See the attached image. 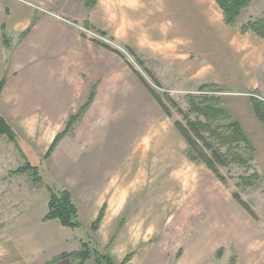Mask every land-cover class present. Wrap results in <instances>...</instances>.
Listing matches in <instances>:
<instances>
[{
	"label": "rangeland",
	"instance_id": "374dc122",
	"mask_svg": "<svg viewBox=\"0 0 264 264\" xmlns=\"http://www.w3.org/2000/svg\"><path fill=\"white\" fill-rule=\"evenodd\" d=\"M179 4L171 5L173 18L166 21L159 19L158 1L155 6L149 4L154 39H142L138 31L136 36H127L123 28V37L103 33L109 41L103 43L118 51L126 69L114 61V69L121 75L108 78L107 90L116 94L104 98L107 102L87 114L91 120L86 126L84 114L89 111L84 112L80 123L65 136L62 155L60 151L54 161L44 158L49 136L36 125L26 132L21 128L16 131L26 156L8 136L0 135V264H46L62 252L82 249L83 241L110 257L112 263L104 259L101 264H264V170L255 159L256 152L243 143L233 148L249 159V164L217 165L225 177L222 181L206 164L188 156L189 144L175 124L180 121L186 125V114L192 119L196 116L191 110L193 98L198 101L202 96L216 95L223 104L231 95L250 97L249 90L240 91L235 86H204L217 76L229 82L236 75L218 67L225 53L217 51L226 50L223 42H232L223 39L226 32L243 38L241 26L263 16L264 0H252L233 27L224 22L216 0H188L187 5H181L183 9L175 7ZM139 10L133 13L136 25L148 8ZM182 24L188 25V40H181L183 44L180 39L174 42L168 33L165 39L159 35L163 31L160 25L172 27L174 35ZM244 48L245 58L239 64L250 62L251 51ZM255 74L264 76L263 67ZM0 114L21 119L19 110L2 105ZM85 132L86 143L78 136ZM78 146L83 150L78 151ZM26 160L39 166L41 183H36L30 172L13 173ZM255 171L261 179L246 183ZM121 176L124 189L114 187L112 192L119 196L115 210L118 213L123 203L124 214L109 218L97 236L94 233L101 224L96 231L90 227L87 213L91 208L86 201L78 200L84 222L80 228L43 221L49 186L57 192L70 183L76 197L95 200L107 182ZM86 184L93 188L88 190ZM96 258L93 253L85 264H95ZM56 264L80 263L65 259Z\"/></svg>",
	"mask_w": 264,
	"mask_h": 264
},
{
	"label": "crops",
	"instance_id": "0c3cea01",
	"mask_svg": "<svg viewBox=\"0 0 264 264\" xmlns=\"http://www.w3.org/2000/svg\"><path fill=\"white\" fill-rule=\"evenodd\" d=\"M156 1H158L156 7L160 10L159 19L165 21L167 17L169 20L173 18L170 14L171 5H176L179 1L180 4L175 7L183 9L181 5L188 3V0H96L94 5L91 2L92 6L89 7L86 0H0V80L6 77V83L0 95V105L12 111L19 110L21 119L15 120L5 114L0 115L15 132L20 128L26 132L28 127L36 125L38 131L48 134L51 145L55 137L66 127L70 116L76 114L88 102L94 91L95 96L88 108L89 112L84 114V121L88 120L84 122V126L89 125L91 117L87 114L107 102L106 99L103 101L104 98L108 96L110 98V95L116 94H109L114 90H107L108 78H117L121 75L118 69H114L116 66L114 61L118 60L120 67L124 70L126 65L125 59L117 53L118 51H113V48L110 50V46L90 38L84 32V28H94L100 33L111 32L118 38L123 37L124 29L128 33L127 36H136L138 31L142 39L144 36L147 39H154L151 34L156 29L151 23L154 22V15L151 14L149 4L152 3L155 6ZM145 7L148 8V12L146 11L142 18L139 17L136 25L133 22L135 15L133 13H140L139 9ZM219 9L221 10L220 7ZM167 10L171 17L167 15ZM159 28L163 30L162 33L159 32V35H163L164 39L168 37V33L170 38L175 39L174 42H178V39L188 40L187 24L177 26L174 35L171 33L172 27L160 25ZM229 34L226 32L223 39L226 38V41L230 38L232 42H223L222 47L227 46L226 50L223 51L221 48L217 51L219 55L225 53L221 56L222 60L218 67L231 72L232 75L236 72V75L233 78L230 77L229 82L221 81L217 76L210 79V84L235 86L237 90H249L250 93L263 97L264 76L259 78L255 70H259L261 66L264 69V37L252 30L242 32L243 38L237 36L234 38ZM180 43L183 44V41ZM244 46L251 51L248 56L250 62L239 64L240 59L245 58L244 51H247ZM128 69L130 71V67ZM114 86H119V83ZM124 91L122 88L121 93ZM232 96L237 95L224 99L223 106L232 118L240 123L248 141L255 148L256 161H261L264 170V124L254 111L250 99L252 96L249 98ZM80 120L76 123L79 124ZM86 134L85 132V135H78L85 140V143L88 142L85 138ZM100 134L102 133L96 135ZM100 137L103 138L102 135ZM66 138L64 137L57 145L50 161H54L60 151L62 155ZM77 148L78 151L83 150L80 146ZM100 153L103 154V151L101 150ZM70 155L72 156V153ZM102 158L101 155L100 159ZM149 158L151 159L150 155ZM88 168L96 170L93 166ZM122 178L121 176L107 182L95 200H86L84 195L76 197L70 183L64 186L72 194L82 223H84L82 208L78 200L86 201L92 209L87 213L91 228L103 206H106L101 228L94 233V236L98 235L109 218H115L114 216L118 213L124 214L125 207H121L123 203L118 213L115 210L119 196L116 192H112L114 187L124 189L121 184ZM86 187L89 190L93 188V185L86 184ZM48 200L49 197L47 203ZM55 221L58 220H47V222ZM59 229L62 228L59 227Z\"/></svg>",
	"mask_w": 264,
	"mask_h": 264
},
{
	"label": "trees",
	"instance_id": "16d2710c",
	"mask_svg": "<svg viewBox=\"0 0 264 264\" xmlns=\"http://www.w3.org/2000/svg\"><path fill=\"white\" fill-rule=\"evenodd\" d=\"M251 1L252 0H216L223 12L224 22L231 26H235L238 23L239 17L242 12L250 6ZM91 2L94 5L96 0H86V4L89 7L92 6L90 5ZM249 30L255 31L259 36L264 37V14L259 18L250 19L241 26V32L245 33ZM5 83L6 77L0 80V94L4 89ZM147 86L156 96L151 87L148 84ZM204 87L208 89L209 87L213 88L214 85L206 84ZM94 96L95 92L93 91L88 102L76 114L70 116L64 130L55 137L45 153V159H49L52 156L59 142L71 131L74 124L82 118L84 112L90 107ZM157 98L160 103L163 102L162 99L159 97ZM250 99L252 100V105L257 117L264 124V102L256 97H251ZM170 101L176 105L172 99H170ZM162 106L166 109L168 115L172 116L171 111H169L164 103H162ZM191 110L196 114L193 119L186 114L184 118L187 123L186 125L180 121H177L175 124L189 144L190 149L188 151V156L192 160L206 164L222 181H225V177L220 174L217 165L226 166L233 162L249 164V159L241 156L237 151H232V149L240 146L241 143L251 150L255 151V148L248 141L240 123L232 118L227 109L223 106L221 97L216 95H205L198 101L193 98ZM180 112H182L181 109ZM224 119L229 120V122L223 123L222 120ZM226 129L228 133H226ZM0 135L8 136L11 141L16 143L24 156H26L23 151V146V149L21 148L22 144L21 142L19 143L15 130L2 115H0ZM227 144L228 147L226 146L227 149L224 152L222 148ZM28 172L34 176V181L36 183H41L43 181L39 166L33 165L29 160H26L23 166L13 171L14 174ZM252 178L260 180L261 176L258 171H255L249 179L246 180V183H252L250 180ZM49 191L48 212L43 220H58L63 226L72 229L80 228L82 226V221L71 192L67 189H61L56 192L51 186H49ZM105 210L106 206H103L99 216L92 224V230L96 231L100 227L103 217L105 216ZM93 253L97 256L95 264H101L104 259L112 263L109 256L101 253L98 249L92 250L89 242L83 241L82 249L73 252H62L47 264H56L65 259L78 260L80 264H85L86 261L92 257Z\"/></svg>",
	"mask_w": 264,
	"mask_h": 264
},
{
	"label": "built area",
	"instance_id": "2783aa9c",
	"mask_svg": "<svg viewBox=\"0 0 264 264\" xmlns=\"http://www.w3.org/2000/svg\"><path fill=\"white\" fill-rule=\"evenodd\" d=\"M84 32L90 37V38H93V39H96V40H99L101 42H104V43H108L109 41H107L105 39V35L103 33H96L93 31V29H85L84 28ZM249 96H252V97H256L258 98L259 100L263 101L264 102V98L260 95H255V94H249Z\"/></svg>",
	"mask_w": 264,
	"mask_h": 264
}]
</instances>
